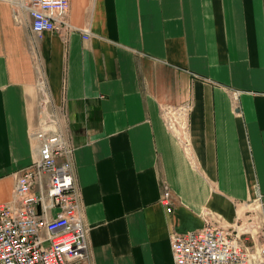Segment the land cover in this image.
I'll list each match as a JSON object with an SVG mask.
<instances>
[{
    "label": "crops",
    "instance_id": "obj_1",
    "mask_svg": "<svg viewBox=\"0 0 264 264\" xmlns=\"http://www.w3.org/2000/svg\"><path fill=\"white\" fill-rule=\"evenodd\" d=\"M21 15L0 0V203L36 157L43 79L91 264H175L173 233L264 218V0H70L76 28L41 33Z\"/></svg>",
    "mask_w": 264,
    "mask_h": 264
},
{
    "label": "built area",
    "instance_id": "obj_2",
    "mask_svg": "<svg viewBox=\"0 0 264 264\" xmlns=\"http://www.w3.org/2000/svg\"><path fill=\"white\" fill-rule=\"evenodd\" d=\"M10 1L15 17L22 19L26 12L35 32L76 28L67 18L70 0ZM40 82L39 117L31 131L36 157L17 171L12 199L0 203V264H91L74 174L75 147L45 81ZM178 126L186 127L184 122ZM162 200L170 210L168 186ZM263 233V216H257L254 229L239 223L229 230L207 222L195 230L175 232L171 237L175 264H264V243L255 238Z\"/></svg>",
    "mask_w": 264,
    "mask_h": 264
},
{
    "label": "rangeland",
    "instance_id": "obj_3",
    "mask_svg": "<svg viewBox=\"0 0 264 264\" xmlns=\"http://www.w3.org/2000/svg\"><path fill=\"white\" fill-rule=\"evenodd\" d=\"M166 111L168 112L169 115L171 114V112L169 110H166Z\"/></svg>",
    "mask_w": 264,
    "mask_h": 264
}]
</instances>
